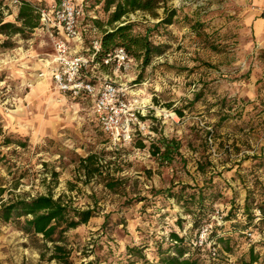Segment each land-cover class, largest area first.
<instances>
[{"label":"rangeland","instance_id":"1","mask_svg":"<svg viewBox=\"0 0 264 264\" xmlns=\"http://www.w3.org/2000/svg\"><path fill=\"white\" fill-rule=\"evenodd\" d=\"M23 1L48 8L60 0H0V23L19 25ZM106 1L83 2L82 52L111 29ZM167 6L179 13L167 30H154L164 52L146 67L133 58L128 73L132 98L144 110L147 130L126 145L114 144L102 131L88 100L42 85L41 61L52 52L45 31L37 27L25 34L0 32V183L5 189L0 207L52 194L73 207L96 212L90 222L65 232L56 242L0 218V264L95 260L116 264L124 259L128 245L151 246L157 237L168 241L171 231L194 239L197 204L179 200L181 196L203 195L209 208L224 216L233 207L260 210L264 41L260 43L250 31L247 0H167ZM158 13L160 17L154 18L138 11L124 20L145 33L159 22L163 9ZM97 74L114 76V69L101 67ZM161 137L181 144L180 155L171 164L153 152V144L161 147ZM7 138L14 142L6 143ZM91 154L99 168L94 175L81 163ZM109 178L115 180L114 189L106 184ZM169 191L178 196H169ZM261 224L256 240H250L247 228L235 233L232 251L219 244L221 261L216 263L242 264L252 249L260 258L255 264H264ZM206 252L202 255L208 261ZM147 254L153 259L154 249Z\"/></svg>","mask_w":264,"mask_h":264},{"label":"trees","instance_id":"2","mask_svg":"<svg viewBox=\"0 0 264 264\" xmlns=\"http://www.w3.org/2000/svg\"><path fill=\"white\" fill-rule=\"evenodd\" d=\"M36 7L23 1L17 17L19 25L11 22L0 23V32L7 36L17 33L25 34L27 31L40 27V15ZM161 8L163 9V16L151 29H146L145 33L136 32V23H126L124 20L130 14L138 11L159 18L158 10ZM105 11L110 12L107 24L111 29L104 31L100 38V56L121 47L132 58L141 60L143 67L149 65L155 55L164 52V45L154 39V30L159 29V27L167 30V26L173 25L178 20L179 13L177 9L167 6V0H107ZM97 24L100 25L99 22ZM180 115L182 116L181 112ZM6 140L8 144L14 142L12 138ZM160 143L161 147L155 144L152 145L155 156L163 163L171 164L180 155V142L175 139L161 137ZM17 144L26 147L24 141H18ZM139 146L144 147L145 145L141 142ZM95 159L96 156L91 154L81 160L82 166L90 175H94L95 172L99 171L98 166L95 167L97 163ZM106 184L113 189L116 186L115 180L111 178ZM4 192L5 189L0 183V194ZM262 193L263 204L260 205V210L263 217L260 220L261 222L255 223L256 214L251 211L249 205H246L243 211L238 207H233L224 216L222 223L212 230L211 242H214L216 246L222 244L225 251H232L233 244L236 242L234 240L235 233H244L247 228L253 229L255 234L260 233L261 223L264 222V186ZM168 194L169 196H178L171 191ZM184 199L186 202L191 201L197 204L193 230L197 229L199 231L200 227L210 219L215 211L213 212L209 208L210 205L206 203L203 195H199L198 199L195 195H186L179 198V200ZM95 216L96 212L94 210L78 209L66 202L63 197L60 196L55 199L52 194L38 195L29 199H17L4 203L0 207V218L2 220L5 222L13 221L19 228H24L27 233L42 235L45 240L51 242L61 240L65 232L87 224ZM226 225L228 229L225 230ZM197 234L193 239L190 235L182 236L175 231H171L168 241L165 237H157L152 241L151 246L149 243L128 245L124 259L117 261L116 264H217L216 262H220L221 259L218 256L213 257L211 255L210 249L207 253L205 246H199ZM56 236H59V238H56ZM151 247L154 249L153 259H150L147 254ZM56 248L62 251L61 247ZM202 252L209 255L208 261L203 259ZM259 260L260 258L251 249L249 260H242V264H255ZM83 264H102V262L95 260Z\"/></svg>","mask_w":264,"mask_h":264},{"label":"built area","instance_id":"3","mask_svg":"<svg viewBox=\"0 0 264 264\" xmlns=\"http://www.w3.org/2000/svg\"><path fill=\"white\" fill-rule=\"evenodd\" d=\"M40 15V27L53 40L52 78L58 91L74 99L88 97L93 102L94 117L102 131L114 144H130L147 130L143 121L144 110L132 98L128 73L134 65L133 58L124 48L101 55L100 39L93 41L90 49L73 52L69 41H82L81 21L84 5L81 0H60L51 7H36ZM113 68L114 76L98 75L101 68ZM119 73V75H117ZM255 223L263 217L256 211ZM221 210L215 211L198 231L199 246L208 245L211 255H219L218 246L210 240L216 225L223 221ZM250 240H256L255 232L247 230Z\"/></svg>","mask_w":264,"mask_h":264},{"label":"crops","instance_id":"4","mask_svg":"<svg viewBox=\"0 0 264 264\" xmlns=\"http://www.w3.org/2000/svg\"><path fill=\"white\" fill-rule=\"evenodd\" d=\"M33 1H40V0H33ZM48 3H52L54 0H45ZM81 2H84V0H81ZM247 4L249 5L247 7L246 11V21L249 24L250 31L253 33L254 37L261 42L264 41V0H247ZM42 29L41 27H39ZM35 28V29H39ZM81 29V28H80ZM45 31L48 36L50 37L49 33ZM52 41V52L48 54L47 57L43 58L41 61V69H40V76L42 78V85L47 86V84H51L55 86V83L52 78V58L54 55V46H53V40L50 37ZM69 44L73 48V52H82L84 50L83 46V38L82 41H69ZM56 87V86H55ZM83 100H88L92 105V111L94 116V107L93 102L88 97L79 98Z\"/></svg>","mask_w":264,"mask_h":264}]
</instances>
